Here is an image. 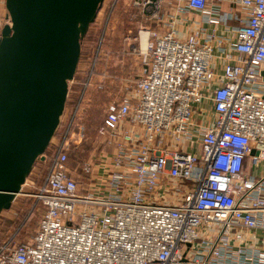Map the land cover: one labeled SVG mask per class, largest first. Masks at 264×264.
Wrapping results in <instances>:
<instances>
[{
	"label": "built area",
	"instance_id": "1",
	"mask_svg": "<svg viewBox=\"0 0 264 264\" xmlns=\"http://www.w3.org/2000/svg\"><path fill=\"white\" fill-rule=\"evenodd\" d=\"M179 1H142L148 22L130 49L137 78L105 104L100 156L68 165L80 99L63 139L39 158L49 159L31 192L41 208L33 234L1 242L0 264H264V174L245 165L264 161V0H185L213 25L222 2L233 9L226 30L237 55L221 73L214 32L180 38L171 17L163 30L150 26L161 4ZM6 24L7 12L0 34ZM204 99L214 120L195 125L193 105ZM194 142L197 152L186 151Z\"/></svg>",
	"mask_w": 264,
	"mask_h": 264
},
{
	"label": "water",
	"instance_id": "2",
	"mask_svg": "<svg viewBox=\"0 0 264 264\" xmlns=\"http://www.w3.org/2000/svg\"><path fill=\"white\" fill-rule=\"evenodd\" d=\"M102 2L5 0L10 24L0 34V213L50 144L81 40Z\"/></svg>",
	"mask_w": 264,
	"mask_h": 264
},
{
	"label": "rangeland",
	"instance_id": "3",
	"mask_svg": "<svg viewBox=\"0 0 264 264\" xmlns=\"http://www.w3.org/2000/svg\"><path fill=\"white\" fill-rule=\"evenodd\" d=\"M142 1L103 0L95 20L81 40L77 68L73 80L68 82L65 107L59 125L44 152L46 157L51 156L54 144L63 139L74 106L80 99L82 100L77 117L70 123L69 128V135L75 132L74 136L79 135L80 140L75 144L73 140L65 139L68 165L75 168L81 161L100 156L102 145L98 139L97 128L102 122L105 104L124 92L125 80L137 78L138 60L137 56L130 53V49L139 27L148 22L142 16ZM136 2L140 3L137 5ZM6 12L5 0H0V14ZM254 152L253 150L252 153ZM48 159L42 162L38 158L35 161L22 191L16 195L9 209L1 211L0 243L10 237L16 242H22L33 234L41 212L35 208L36 203L31 192L42 180Z\"/></svg>",
	"mask_w": 264,
	"mask_h": 264
},
{
	"label": "crops",
	"instance_id": "4",
	"mask_svg": "<svg viewBox=\"0 0 264 264\" xmlns=\"http://www.w3.org/2000/svg\"><path fill=\"white\" fill-rule=\"evenodd\" d=\"M185 0L179 2H168L160 5L157 10L158 18L150 22V26L157 28L159 30L164 29V22H167L170 17L175 18L177 36L184 38L195 29L200 28L199 39L204 41L208 34L214 32L215 36L211 43L213 46V60L214 67L217 72L221 73L223 70V65L227 59H230L227 54L231 55V58H235L237 53L229 49V43L234 40L233 32L227 31V25L229 27L235 25L236 21L233 18V9L229 2L221 3V22L217 25L207 23L203 16L199 12L188 10L186 7ZM232 15V18L230 17ZM227 16L226 19H223ZM193 121L195 125L207 126L211 124L215 117V112L213 108V103L209 99H204L199 103L194 105ZM194 130L193 128H191ZM188 152H197V142L192 145L185 147ZM246 171L252 176H261L264 174V161H261L258 167L251 168L248 161H245Z\"/></svg>",
	"mask_w": 264,
	"mask_h": 264
},
{
	"label": "trees",
	"instance_id": "5",
	"mask_svg": "<svg viewBox=\"0 0 264 264\" xmlns=\"http://www.w3.org/2000/svg\"><path fill=\"white\" fill-rule=\"evenodd\" d=\"M86 123H88V122H86ZM99 125H100V124H99ZM87 126H88V125H87ZM88 128H89V127H87V130H88ZM81 162H82V161H81ZM35 208H36V209L38 208V209L40 210V212H41V208L39 207V205H38L37 203L35 204ZM36 225H37V224H36Z\"/></svg>",
	"mask_w": 264,
	"mask_h": 264
}]
</instances>
